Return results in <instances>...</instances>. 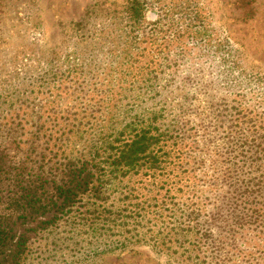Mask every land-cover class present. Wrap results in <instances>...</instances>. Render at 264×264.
Returning a JSON list of instances; mask_svg holds the SVG:
<instances>
[{
  "label": "trees",
  "instance_id": "1",
  "mask_svg": "<svg viewBox=\"0 0 264 264\" xmlns=\"http://www.w3.org/2000/svg\"><path fill=\"white\" fill-rule=\"evenodd\" d=\"M143 1L125 0L129 42L142 30ZM219 50L224 48L218 44ZM231 57L218 62L217 75L210 79L214 83L200 82L209 86L210 99L207 114L196 124V105L190 102L196 96L188 97L186 79L171 78L146 96V89L156 86L158 72H145L146 66L128 76L133 66L125 57L117 66V86L123 88L130 77L142 101L127 109L109 107L106 100V110L124 114L116 125L110 122L112 111L85 125L86 109L78 106L74 113L67 108L65 115L53 111L44 116L50 109L46 106L56 107L60 95L37 112L10 107L0 115V264H23L32 242L61 222L87 223L91 233L102 231L99 236L122 229L124 224L111 219L105 205L121 185L124 198L136 200L130 211L133 237L144 238L139 230L149 222L158 252L168 253L177 242L188 248L185 255L195 254L196 264H264V119L254 118L264 110V89L247 106L253 117L244 121L247 92L238 95L236 109L243 115H234L231 95L256 84L245 79L244 67ZM64 68L58 76L63 82L82 71L76 65ZM255 82L264 86V78ZM172 92L177 95L169 101ZM70 95L75 93H63ZM102 109L96 107L95 114ZM217 133L222 134L219 161L211 150ZM135 186L147 189L141 198L134 194Z\"/></svg>",
  "mask_w": 264,
  "mask_h": 264
},
{
  "label": "rangeland",
  "instance_id": "2",
  "mask_svg": "<svg viewBox=\"0 0 264 264\" xmlns=\"http://www.w3.org/2000/svg\"><path fill=\"white\" fill-rule=\"evenodd\" d=\"M145 1L142 30L134 32L136 39L129 42L125 39V0H0L1 117L10 107L37 112L39 105H48L60 95L56 107L46 106L50 109L44 116L53 111L65 115L67 108H72L74 113L80 110L78 106L86 109L85 119L90 121L84 120L85 125L102 121L103 113L109 111L113 112L110 122L116 125L124 114L122 110L109 109L111 105L130 109L142 101L138 96L141 90L136 89L138 84H132L130 77L122 84L123 88L117 86L120 82L116 78L117 66L125 57L130 60L128 66H133L127 69L128 76L146 66L145 72H158L156 86L146 89V96H153L157 86L168 83L171 78L186 79L188 97L196 96V100H190L196 105L192 110H197L196 118H192L196 124L207 114L204 109L210 99L206 94L209 86L201 87L200 82L216 77L218 62L225 55L234 56L244 67L245 79L256 84L231 95L235 99L232 113L248 114L247 106L254 104L264 89L263 84L255 82L264 78V0ZM190 30L193 34L188 37L185 32ZM218 44L224 48L222 52L215 51ZM125 45L126 51H123ZM67 64L81 66L82 71L72 73L63 82L58 76ZM64 92L75 95L69 99L63 96ZM244 92L248 95L242 114L236 108L238 95ZM175 95L172 92L169 101H174ZM100 105L103 109L97 116L95 108ZM250 117L253 116L248 114L244 121ZM254 118L264 119V110L261 108ZM221 140L222 134L217 133L215 146L211 148L217 161ZM135 188L134 194L139 198L147 190ZM121 192H124L122 185L107 197L105 205L112 212L111 219L124 224L122 229L117 227L99 236L102 231L91 233L87 223L82 226L71 221L61 222L32 242L23 264L197 263L195 254L185 255L188 248L177 242L168 253L153 248L155 234L147 221L142 222V231L139 230L144 238H134L130 211L131 203L136 200L125 199ZM109 241L114 244L109 246Z\"/></svg>",
  "mask_w": 264,
  "mask_h": 264
}]
</instances>
